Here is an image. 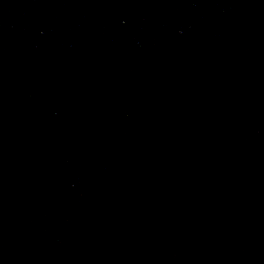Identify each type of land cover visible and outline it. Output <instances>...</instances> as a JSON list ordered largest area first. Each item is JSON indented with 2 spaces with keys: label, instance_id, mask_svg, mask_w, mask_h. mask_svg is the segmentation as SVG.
Here are the masks:
<instances>
[{
  "label": "water",
  "instance_id": "1",
  "mask_svg": "<svg viewBox=\"0 0 264 264\" xmlns=\"http://www.w3.org/2000/svg\"><path fill=\"white\" fill-rule=\"evenodd\" d=\"M0 264H264V0H0Z\"/></svg>",
  "mask_w": 264,
  "mask_h": 264
}]
</instances>
